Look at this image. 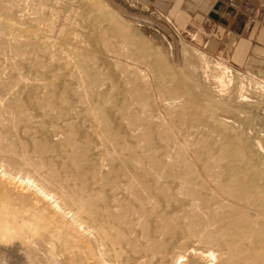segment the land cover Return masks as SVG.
Wrapping results in <instances>:
<instances>
[{"label": "rangeland", "instance_id": "obj_1", "mask_svg": "<svg viewBox=\"0 0 264 264\" xmlns=\"http://www.w3.org/2000/svg\"><path fill=\"white\" fill-rule=\"evenodd\" d=\"M220 63L228 70L221 83L214 69ZM260 84L264 87V77L231 60L225 49L202 39L199 30L178 25L167 12H153L132 0H0V176L5 170L10 176L16 173V179L20 174L29 176L55 194L64 210L74 213L84 229L94 234L95 238L85 231L81 239L95 245H89L92 259L100 260V264L104 260L124 264L121 259L131 264L130 249L139 250L149 229L159 227L166 242L164 262L173 264L179 253L204 248L196 220L191 218L187 226L189 220L184 216L188 180L185 155L198 152L210 168L215 159L222 164L221 153H227L228 144L231 154L228 150L222 166L231 161L234 150H254L256 141L264 148V88ZM240 88L247 101L238 99ZM112 148L118 157L109 155ZM139 153H144V158ZM46 221L48 225L40 224L49 226ZM62 227L52 226V235L60 234L67 240L69 234L65 237ZM96 240L106 244V249ZM72 246L76 247L74 243ZM35 249L36 264H52L49 245L39 243ZM99 249L104 257H96ZM58 260L57 264H66Z\"/></svg>", "mask_w": 264, "mask_h": 264}, {"label": "bare ground", "instance_id": "obj_2", "mask_svg": "<svg viewBox=\"0 0 264 264\" xmlns=\"http://www.w3.org/2000/svg\"><path fill=\"white\" fill-rule=\"evenodd\" d=\"M5 21V20H4ZM50 31V30H49ZM62 31V30H61ZM60 31V32H61ZM64 31V29H63ZM187 31V30H186ZM63 33V32H62ZM61 33V34H62ZM35 34V33H34ZM38 34V33H37ZM40 34V33H39ZM55 34V33H54ZM45 35V34H44ZM50 35V33H49ZM48 36V34H47ZM51 36V35H50ZM200 36V35H199ZM193 37V36H192ZM36 38V37H35ZM41 38V37H40ZM47 39V37H45ZM49 38V37H48ZM54 38V37H53ZM51 38V39H53ZM33 39V38H32ZM194 39V37H193ZM42 41V40H41ZM29 42V41H28ZM47 43V42H46ZM54 43V42H53ZM56 43V42H55ZM33 44V42H32ZM45 44V43H44ZM48 44V43H47ZM58 44V43H57ZM56 44V45H57ZM28 45V44H27ZM53 45V44H52ZM55 45V44H54ZM45 47V46H44ZM56 47V46H55ZM59 47V46H58ZM53 48V47H52ZM60 48V47H59ZM30 49V48H29ZM38 50V49H37ZM49 50V49H48ZM17 51V50H16ZM21 51V50H20ZM46 51V50H45ZM62 51V50H61ZM49 52V51H48ZM52 56V55H51ZM50 56V57H51ZM49 57V58H50ZM202 59V58H201ZM204 59V57H203ZM39 62V61H37ZM52 63V62H51ZM50 63V64H51ZM54 63V62H53ZM217 63V62H216ZM43 64V63H42ZM45 64V63H44ZM216 65V64H215ZM214 65V66H215ZM46 68V67H44ZM217 73L215 76L219 83L223 79L227 78V67L223 66L222 63L216 65L214 68ZM196 70V69H195ZM230 72V71H229ZM204 75V74H203ZM215 75V74H214ZM230 76V74H229ZM80 77H83L82 74ZM79 77V79H81ZM88 77V76H87ZM111 77V76H110ZM78 78V77H77ZM213 78V79H215ZM215 79V80H216ZM78 80V79H77ZM90 80V79H89ZM243 80V79H242ZM15 81V80H14ZM216 81V82H217ZM227 81V80H226ZM248 81V80H247ZM246 81V82H247ZM251 81V80H250ZM80 82H82L80 80ZM96 82V81H95ZM229 82V79L227 83ZM243 82V81H242ZM249 82V81H248ZM11 83V82H10ZM18 83V82H17ZM20 83V82H19ZM18 83V84H19ZM48 83V82H47ZM52 83V82H51ZM84 83V82H83ZM87 83V82H86ZM226 83V82H225ZM9 84V83H8ZM91 85V82L89 83ZM94 84V83H93ZM101 84V83H100ZM112 84V83H111ZM249 84V83H248ZM10 85V84H9ZM80 86V83L78 84ZM96 85V84H95ZM219 85V84H218ZM221 85V84H220ZM256 85V83H255ZM259 85V84H257ZM261 85V84H260ZM1 86V85H0ZM4 86V85H3ZM47 86V85H46ZM83 86V85H82ZM81 86V87H82ZM87 86V85H86ZM100 86V85H99ZM222 86V85H221ZM262 86V85H261ZM260 86V87H261ZM10 87V86H8ZM48 87V86H47ZM74 87V86H73ZM77 87V86H76ZM95 87V86H94ZM118 87V86H117ZM216 87V86H215ZM225 87V86H224ZM243 87V85H242ZM245 87V86H244ZM249 87V86H248ZM259 87V88H260ZM263 87V86H262ZM261 87V88H262ZM3 88V87H2ZM12 88V86H11ZM10 88V89H11ZM46 88V87H45ZM51 88V87H50ZM71 88V87H70ZM84 88V87H83ZM221 88V87H220ZM219 88V90H220ZM247 88V87H246ZM264 88V87H263ZM14 89V88H13ZM16 89V88H15ZM55 89V88H54ZM88 88H86L87 90ZM174 89V88H173ZM223 87L221 88V90ZM237 97L241 100L245 98L241 95V90ZM245 89V88H244ZM2 90V89H1ZM57 90V89H56ZM71 90V89H70ZM78 90V89H77ZM83 90V89H82ZM81 90V91H82ZM85 90V89H84ZM89 90V89H88ZM92 90V89H91ZM199 90V89H198ZM225 90V89H224ZM262 90V89H261ZM264 90V89H263ZM4 91V90H3ZM6 91V90H5ZM80 91V92H81ZM226 91V90H225ZM249 91V90H248ZM79 92V90H78ZM77 92V93H78ZM86 92V91H84ZM82 92V94L84 93ZM93 90L91 91V93ZM46 93V92H45ZM73 93V92H71ZM88 93V92H87ZM90 93V92H89ZM109 93V92H108ZM107 93V94H108ZM226 93V92H225ZM243 93V92H242ZM11 94V93H10ZM86 94V93H84ZM83 94V95H84ZM223 94V93H222ZM233 94V93H232ZM244 94V93H243ZM63 95V94H62ZM82 95V96H83ZM97 96V94H95ZM78 96H81L78 95ZM77 96V98H78ZM87 96V95H85ZM99 96V95H98ZM76 97V96H75ZM104 97V96H103ZM144 97V96H143ZM52 98V96H51ZM54 98V95H53ZM62 98V97H61ZM64 98V97H63ZM72 98V97H71ZM81 98V97H79ZM78 98V99H79ZM85 98V97H84ZM231 98V97H230ZM102 99V98H101ZM202 99V98H201ZM39 100V99H38ZM50 100V98H49ZM55 100V99H54ZM83 100V97H82ZM85 100V99H84ZM246 100V99H245ZM53 101V100H52ZM68 101V100H66ZM78 101V100H77ZM81 103V100H79ZM181 101V100H180ZM238 101V100H237ZM247 101V100H246ZM51 102V101H50ZM76 102V101H75ZM74 102V103H75ZM85 102V101H84ZM90 102V101H89ZM92 102V101H91ZM167 102V101H166ZM173 102V101H172ZM73 103V104H74ZM80 104L79 102H77ZM87 103V102H86ZM85 103V104H86ZM177 103V102H176ZM53 104V103H52ZM65 104V103H64ZM67 104V102H66ZM76 104V103H75ZM100 104V103H99ZM41 105V104H40ZM54 105V104H53ZM36 106V105H35ZM63 106V105H62ZM76 106H79L76 104ZM43 107V106H42ZM41 107V108H42ZM67 107V106H66ZM69 107V106H68ZM75 107V106H74ZM83 107V106H82ZM89 107V106H87ZM56 108V106H55ZM61 108V107H60ZM189 108V107H188ZM217 108V107H216ZM38 109V108H37ZM56 110V109H55ZM78 110V109H77ZM85 110V109H84ZM98 110V109H97ZM215 110V109H214ZM43 111V110H42ZM51 111V110H50ZM87 111V110H86ZM56 112V111H54ZM66 113V111H64ZM69 112V111H68ZM71 112V111H70ZM84 112V111H83ZM102 112V111H101ZM187 112V111H186ZM198 112V111H197ZM45 113V112H44ZM61 113V112H60ZM76 113V112H75ZM98 113V112H97ZM47 114V112H46ZM50 114V113H49ZM74 114V113H73ZM80 114V113H79ZM186 114V113H185ZM214 114V113H213ZM58 115V114H57ZM69 115V114H68ZM78 115V114H77ZM104 115V114H101ZM107 115V114H106ZM82 116V115H81ZM99 116V115H98ZM185 116V115H184ZM189 116V115H188ZM225 116V115H224ZM228 116V115H226ZM22 117V115H21ZM76 117V116H75ZM92 117V116H91ZM101 117V116H100ZM48 118V117H47ZM46 118V119H47ZM63 118V117H62ZM90 118V117H89ZM187 118V117H186ZM55 119V118H54ZM66 120V117L63 118ZM76 119V118H75ZM74 119V120H75ZM92 119V118H91ZM110 119V118H109ZM190 119V118H189ZM222 119V118H220ZM24 120V119H23ZM27 120V119H26ZM49 120V119H48ZM86 120V119H85ZM100 120V119H99ZM109 121V120H107ZM86 122V121H85ZM99 122V121H98ZM102 122V121H100ZM110 122V121H109ZM181 122V121H180ZM59 123V122H58ZM66 123V122H65ZM70 123V122H69ZM72 123V121H71ZM78 123V121H77ZM87 123V122H86ZM92 124V123H91ZM229 124V123H228ZM63 125V124H62ZM89 125V124H88ZM64 126V125H63ZM70 126V124H69ZM93 126V125H92ZM111 126V125H109ZM96 127V126H95ZM98 127V126H97ZM102 128V127H101ZM104 128V127H103ZM102 128V130H103ZM108 128V127H107ZM75 129V128H74ZM106 129V128H104ZM192 129V128H191ZM83 130V129H82ZM96 130V129H95ZM78 131V130H77ZM110 131V130H109ZM114 131V130H112ZM117 131V129H115ZM204 131V130H202ZM207 131V130H206ZM89 132V131H88ZM78 133V132H77ZM98 133V132H97ZM103 133V131H102ZM195 133V132H194ZM198 133V132H197ZM214 133V131H213ZM216 133V132H215ZM75 134V133H74ZM96 134V133H95ZM211 134V133H210ZM106 135V134H104ZM115 135V134H114ZM120 135V134H119ZM192 135V134H191ZM213 135V134H211ZM210 135V136H211ZM75 136V135H72ZM84 136V135H83ZM93 136V135H92ZM111 136V135H110ZM125 136V135H124ZM190 136V135H189ZM121 137V136H120ZM221 137V136H220ZM76 138V137H75ZM98 138V137H97ZM114 138V136H113ZM117 138V137H116ZM115 138V139H116ZM72 139V138H71ZM85 139V138H84ZM83 139V140H84ZM88 139V138H87ZM96 139V138H95ZM100 139V138H99ZM110 139V138H109ZM119 139V138H117ZM126 139V138H125ZM190 139V138H189ZM188 139V140H189ZM101 140V139H100ZM105 140V138H104ZM111 140V139H110ZM109 140V141H110ZM225 140V139H224ZM112 141V140H111ZM120 141V140H119ZM194 141V140H193ZM192 141V142H193ZM202 141V140H201ZM84 142V141H83ZM90 142V141H89ZM106 142V141H105ZM116 142V141H115ZM122 142V141H121ZM124 142V141H123ZM126 142V141H125ZM74 143V142H73ZM101 143V142H100ZM166 143V142H165ZM190 143V142H189ZM221 143V142H219ZM218 143V144H219ZM108 144V143H106ZM111 144V143H110ZM109 144V145H110ZM113 144V143H112ZM119 144V143H118ZM161 144V143H160ZM164 144V143H163ZM186 144V143H185ZM206 144V143H205ZM216 144V145H218ZM228 144V143H227ZM224 143V145H227ZM242 144V143H241ZM72 145V144H71ZM84 145V144H83ZM92 145V143H91ZM108 145V146H109ZM126 145V144H125ZM128 145V144H127ZM131 145V144H130ZM208 145V144H207ZM228 144L225 150L227 153L222 152L220 160H222L228 154ZM254 150H249L248 148H243L242 150H234L235 154L230 155L232 158L228 164L225 166L215 159L212 162V167H208L202 162L201 156H198V152L192 153L190 151L186 154L185 158V168L187 171L186 178V192L185 196V219L188 221L187 226H189L190 219L196 220L194 223L195 227L198 229L197 235L202 240V245L204 248L198 250L194 248H189L183 253L176 255L173 264H190V260H194L193 263L199 264H264V148H262L259 142L254 143ZM104 145H101V148ZM106 146V145H105ZM111 147V146H110ZM109 147V148H110ZM114 147V146H112ZM118 147L119 146H115ZM114 147V148H115ZM133 147V146H132ZM211 147V146H210ZM221 147V146H220ZM96 148V146H95ZM100 148V145H99ZM105 148V147H104ZM103 148V149H104ZM108 148V149H109ZM197 148V146H196ZM75 149V148H74ZM117 149V148H116ZM114 149V150H116ZM121 149V148H120ZM119 149V150H120ZM150 149V148H149ZM187 149V148H186ZM185 149V150H186ZM191 150V148H188ZM187 149V150H188ZM199 149V148H198ZM241 149V148H240ZM73 150V149H72ZM96 150V149H95ZM105 150V149H104ZM122 150V149H121ZM154 150V149H153ZM221 150V149H220ZM224 150V151H225ZM80 151V150H79ZM84 151V150H83ZM107 151V148H106ZM112 154L115 155L112 150ZM128 151V150H127ZM233 151V149H232ZM104 153V151H102ZM109 152V150H108ZM120 152V151H119ZM147 152V151H146ZM150 152V150H149ZM212 152V151H211ZM80 153V152H79ZM78 153V154H79ZM106 153V152H105ZM116 153V152H115ZM124 153V152H123ZM132 153V152H131ZM154 153V152H153ZM156 153V152H155ZM224 153V154H223ZM108 154V153H107ZM128 154V153H127ZM141 154V153H139ZM144 154V153H142ZM141 156L143 157V155ZM146 154V153H145ZM184 154V153H183ZM80 155V154H79ZM106 155V154H105ZM135 155V154H134ZM153 155V154H152ZM98 156V155H97ZM118 157V155H115ZM133 156V155H132ZM149 156V155H148ZM220 156V155H219ZM81 157V156H80ZM100 157V156H99ZM107 157V156H106ZM206 157V159H207ZM84 158V156H83ZM116 158V157H115ZM129 158V157H126ZM124 158V160L126 159ZM132 158V157H131ZM130 158V159H131ZM144 158V157H143ZM151 158V157H150ZM204 158V157H203ZM212 158V157H211ZM216 158V157H215ZM24 159V158H23ZM80 159V158H79ZM82 159V158H81ZM91 159V158H90ZM141 159V158H140ZM166 159V158H165ZM74 160V158H73ZM97 160V159H96ZM110 160V159H109ZM129 160V159H128ZM151 160V159H150ZM179 160V159H178ZM213 160V159H212ZM77 161V160H76ZM94 161V160H93ZM111 161V160H110ZM109 161V162H110ZM152 161V160H151ZM162 161V160H161ZM204 161V162H205ZM211 161V160H209ZM73 162V161H72ZM83 162V161H82ZM126 162V161H125ZM135 162V161H134ZM183 162V161H182ZM227 162V161H226ZM79 163V162H78ZM165 163V162H164ZM89 164V163H88ZM87 164V165H88ZM110 164V163H109ZM114 164V163H113ZM126 164V163H124ZM183 164V163H182ZM86 165V166H87ZM123 165V164H122ZM138 165V164H137ZM146 165V164H145ZM97 166V164H96ZM100 166V165H99ZM104 166V165H103ZM106 166V165H105ZM108 166V165H107ZM112 166V165H111ZM135 167H137L134 164ZM148 166V165H147ZM74 167V166H73ZM81 167V166H80ZM127 167V165H126ZM144 167V166H143ZM176 167V166H175ZM183 167V166H182ZM84 168V167H83ZM93 168V167H92ZM96 168V167H95ZM122 168V166H121ZM147 168V167H146ZM172 168V167H171ZM105 169V168H103ZM109 169V168H108ZM117 169V168H116ZM5 170V169H3ZM110 170V169H109ZM108 170V171H109ZM112 170V169H111ZM102 171V170H101ZM115 171V170H114ZM138 171V170H137ZM155 171V170H154ZM2 172L0 176V264H36L32 251L37 247L39 243H44L49 245L52 250V255L49 256L50 262L52 264H57L58 261L63 260L66 264H100V260L92 259L91 248L92 244L84 242L85 239H81L82 236L89 231H86L82 226V221L76 219V215L70 214L64 210L65 206L60 205L54 196L55 194H50L48 189H44L39 186L41 184L35 183L33 178L29 176H21L18 174V178H15L11 174L8 175ZM93 172V171H91ZM158 172V170H157ZM10 173V172H9ZM88 173V172H87ZM108 173V172H107ZM153 173V172H152ZM165 173V172H164ZM183 173V172H182ZM150 174V173H149ZM181 174V173H180ZM17 175V174H16ZM112 175V174H111ZM139 175V174H138ZM141 175V174H140ZM188 175V177H187ZM91 176V174H90ZM104 176V175H103ZM107 176V175H106ZM119 176V175H118ZM133 176V174H132ZM166 176V175H165ZM170 176V175H169ZM180 176V175H179ZM115 177V176H114ZM123 177V176H122ZM126 177V175H125ZM98 178V175H97ZM106 178V177H105ZM109 178V177H108ZM117 178V177H116ZM132 178V177H131ZM96 179V178H95ZM102 179V178H101ZM126 179V178H125ZM148 179V178H147ZM151 179V178H150ZM161 179V178H160ZM163 179V178H162ZM178 180V179H177ZM97 181V180H96ZM103 181V180H101ZM117 181V179H116ZM120 181V180H119ZM131 181V180H130ZM141 181V180H140ZM139 181V182H140ZM146 181V180H145ZM185 181V180H184ZM92 182V181H91ZM95 182V181H94ZM135 182V181H134ZM142 182V181H141ZM161 182V181H160ZM180 182V181H178ZM100 182H98L99 184ZM106 183V182H105ZM112 183V182H111ZM118 183V181H117ZM127 183V182H126ZM152 183V182H151ZM185 183V182H184ZM128 185V184H126ZM125 185V186H126ZM87 186V185H85ZM155 186V184L153 185ZM83 187V186H82ZM93 187V186H92ZM91 187V188H92ZM100 187V186H99ZM110 187V186H109ZM114 187V186H113ZM119 187V186H118ZM151 187V186H150ZM157 187V186H156ZM161 187V186H160ZM183 187V186H181ZM104 188V187H102ZM112 188V186H111ZM125 188V187H124ZM99 189V188H98ZM96 189V191H98ZM128 189V188H127ZM158 189V188H157ZM160 189V188H159ZM182 190V189H181ZM185 190V188H184ZM91 191V190H90ZM98 195L100 196L101 190ZM116 191V190H115ZM119 191V189H118ZM142 191V190H141ZM93 192V191H92ZM109 192V191H108ZM96 193V192H95ZM165 193V192H164ZM83 194V193H82ZM86 194V193H85ZM138 194V193H137ZM167 194V193H166ZM91 195V194H90ZM97 195V194H96ZM97 195V196H98ZM104 195V193H103ZM128 195V193H127ZM102 196V195H101ZM100 196V197H101ZM113 196V195H112ZM111 196V198H112ZM158 196V195H157ZM64 197V196H63ZM95 196H93L94 198ZM134 197V196H133ZM140 197V196H139ZM156 197V196H155ZM87 198V197H86ZM98 198V197H97ZM96 198V199H97ZM111 198L108 200L111 201ZM124 198V197H123ZM122 198V199H123ZM127 198V197H126ZM153 198V197H152ZM183 198V197H182ZM65 199V198H64ZM90 199V198H89ZM129 199V198H128ZM135 199V198H134ZM158 199V198H157ZM94 200V199H93ZM106 200V199H104ZM125 200V199H124ZM154 200V199H153ZM161 200V199H160ZM163 200V199H162ZM92 201V200H91ZM126 201V200H125ZM124 201V202H125ZM130 201V200H129ZM135 201V200H134ZM138 201V200H137ZM107 202V201H106ZM132 202V201H131ZM164 202V201H163ZM69 203V202H68ZM130 203V202H129ZM135 203V202H134ZM91 204V203H90ZM98 204V203H97ZM103 204V203H101ZM116 204V203H115ZM125 204V203H124ZM162 204V203H161ZM106 205V204H105ZM141 205V204H140ZM143 205V204H142ZM112 206V205H111ZM119 206V205H118ZM126 206V205H125ZM131 206V205H130ZM139 206V205H137ZM161 206V205H160ZM165 206V205H164ZM117 207V206H116ZM134 207V206H133ZM90 208V207H89ZM96 208V207H95ZM106 208V207H104ZM140 208V207H139ZM151 208V207H149ZM108 209V208H107ZM134 209V208H133ZM145 209V208H144ZM111 210V209H110ZM117 210V209H116ZM138 210V208L136 209ZM141 210V209H140ZM149 211V209H147ZM108 211V210H106ZM144 211V210H143ZM70 212V211H69ZM100 212V211H99ZM98 212V213H99ZM93 213V212H92ZM91 213V214H92ZM101 213H104L103 210ZM116 213V212H115ZM152 213V212H151ZM70 214V215H69ZM106 214V213H105ZM108 214L109 213L108 211ZM145 214V213H144ZM146 214H148L146 212ZM178 214V212H177ZM104 215V214H103ZM107 215V214H106ZM135 215V214H134ZM155 215V214H154ZM170 215V214H169ZM102 216V215H100ZM99 216V217H100ZM105 216V215H104ZM162 216V215H161ZM168 216V215H167ZM98 217V218H99ZM152 217V216H151ZM102 218V217H100ZM106 218V216H105ZM167 218V217H166ZM48 220L49 226H42V220ZM79 219V218H78ZM139 219V218H138ZM155 219V218H154ZM161 219V218H159ZM179 219V218H178ZM41 220V221H40ZM43 220V221H44ZM44 221L45 223L47 221ZM102 220V219H101ZM107 222V218L105 219ZM150 219H148L149 221ZM97 221V220H96ZM104 220L101 222L102 226L106 223ZM142 221V220H141ZM159 221V220H155ZM162 221V220H161ZM178 221V220H177ZM193 220H191L192 222ZM143 222V221H142ZM147 222V221H146ZM145 222V223H146ZM150 222V221H149ZM176 222V220H175ZM45 223L43 225H45ZM99 224L100 221H98ZM112 223V221H111ZM161 223V222H160ZM183 223V221H182ZM185 223V222H184ZM47 224V223H46ZM109 225V222L107 223ZM165 224V223H164ZM192 224V223H191ZM41 225V226H40ZM48 225V224H47ZM64 226L63 229L66 230V235L69 238L67 240L60 234L52 235L51 227ZM153 225V224H152ZM157 225V224H156ZM163 225V223L161 224ZM192 225V226H194ZM99 226V225H98ZM101 226V227H102ZM110 226V225H109ZM120 226V225H119ZM137 226V225H136ZM140 226V225H139ZM154 226V225H153ZM160 226V225H159ZM167 226V225H165ZM176 227V225L174 224ZM133 227V226H132ZM148 227V226H147ZM146 227V228H147ZM151 228V226H149ZM61 228V230H62ZM116 228V226H115ZM138 228V227H137ZM154 228V227H153ZM168 228V227H166ZM172 228V227H171ZM184 228V227H183ZM194 228V227H193ZM96 229V228H95ZM104 229V228H103ZM118 229V228H117ZM133 229V228H132ZM131 229V230H132ZM190 229V228H189ZM97 230V229H96ZM173 230V229H172ZM182 230V229H181ZM86 231V232H85ZM95 231V230H94ZM123 231V230H122ZM150 231V229H149ZM143 236L142 245L139 246V250L134 251V247L130 249V263L131 264H163L165 258V243L161 238L162 229L155 228L149 233ZM100 232V231H99ZM97 232V233H99ZM124 232V231H123ZM143 232V231H142ZM173 232V231H172ZM171 232V233H172ZM188 232V231H187ZM196 232V231H195ZM194 232V233H195ZM65 233V232H63ZM92 233V232H91ZM113 233V232H112ZM174 233V232H173ZM176 233V232H175ZM181 233V232H180ZM87 234V235H88ZM100 234V233H99ZM101 234H103L101 232ZM100 234V235H101ZM109 234V233H108ZM136 234V233H135ZM144 234V233H143ZM164 234V233H163ZM186 234V233H185ZM86 235V236H87ZM94 236V234L92 233ZM91 235V236H92ZM97 235V234H96ZM141 235V234H140ZM67 236V237H68ZM80 239H77L78 237ZM90 236V237H91ZM98 236V235H97ZM104 235H101V237ZM108 236V235H107ZM119 236V235H118ZM163 236V235H162ZM165 236V235H164ZM176 236V235H175ZM71 237V241H69ZM105 237V236H104ZM132 237V236H131ZM170 237V236H168ZM179 237V236H178ZM181 237V236H180ZM83 238V237H82ZM86 238V237H85ZM89 238V237H87ZM92 238V237H91ZM95 238V236H94ZM92 238V239H94ZM97 238V237H96ZM111 238V237H110ZM122 238V237H120ZM118 238V239H120ZM130 238V237H129ZM166 238V236H165ZM174 237H171V239ZM100 239V236H98ZM108 240L107 238H103ZM127 239V238H126ZM134 239V238H133ZM198 239V238H197ZM89 240V239H88ZM87 240V241H88ZM112 240V239H111ZM129 240V239H128ZM139 240V239H137ZM175 240V239H173ZM172 240V241H173ZM185 240V239H184ZM200 240V239H199ZM200 240V242H201ZM90 241V240H89ZM88 241V242H89ZM99 241V240H96ZM113 241V240H112ZM119 241V240H118ZM121 241V240H120ZM171 241V243H172ZM97 245L102 244V247L106 244L99 241ZM130 242V241H129ZM140 242V241H139ZM176 242V241H175ZM180 242V241H179ZM73 243L76 245L72 246ZM92 243V242H91ZM95 243V242H94ZM110 243V242H109ZM125 246H129L128 242H124ZM168 243V242H167ZM112 244V243H111ZM123 244V242H122ZM133 244V243H131ZM88 245V246H86ZM110 245V244H107ZM137 245V244H136ZM181 245V244H180ZM95 246V245H94ZM93 246V247H94ZM122 246V245H120ZM124 245L122 247H125ZM200 246V245H199ZM100 247V246H99ZM101 247V249H102ZM106 249V246H104ZM103 247V249H104ZM117 247V245L115 246ZM121 247V248H122ZM128 247V248H129ZM184 247V246H183ZM191 247V246H190ZM90 248V249H89ZM97 248V247H95ZM109 249V247H107ZM120 247H118L119 249ZM173 248V247H172ZM178 248V247H177ZM47 249V248H46ZM98 249V248H97ZM104 249V250H105ZM111 249V247H110ZM123 249V248H122ZM136 249V248H135ZM185 249V248H184ZM36 250V249H35ZM50 250V251H51ZM96 250V249H92ZM116 250V249H115ZM114 250V254H115ZM96 257L103 255V251L100 252ZM109 251V250H106ZM117 251V250H116ZM124 251V250H123ZM126 251V250H125ZM129 251V250H128ZM183 251V250H182ZM113 250L111 251V253ZM121 252V251H120ZM179 252V251H178ZM181 252V251H180ZM47 253V252H46ZM51 253V252H49ZM47 253V255L49 254ZM119 253V252H118ZM117 253V254H118ZM41 253H39L40 255ZM95 253H93L94 255ZM113 254V253H112ZM122 254V253H121ZM123 255V254H122ZM129 254L127 255L130 256ZM133 255V256H132ZM167 255V254H166ZM95 256V255H94ZM106 256V255H105ZM109 256V255H108ZM107 256V258H109ZM118 255H115L113 259H116ZM104 257V255L102 256ZM126 257V258H127ZM37 258V257H36ZM35 258V259H36ZM44 258V257H43ZM101 258V257H100ZM106 258V259H107ZM120 258V256H119ZM46 259V257L44 258ZM111 257V260H113ZM103 261V258H101ZM118 259H116L117 261ZM124 261L125 260L121 259ZM127 260V259H126ZM129 260V259H128ZM49 261V260H48ZM102 262V264H108ZM115 261V262H116ZM172 261V260H171ZM39 262V261H38ZM57 262V263H56ZM61 262V261H60ZM59 262V263H60ZM108 262V260H107ZM114 262V261H113ZM120 262V261H119ZM129 262V261H126ZM62 263V262H61ZM121 263V262H120ZM167 262H164V264ZM192 263V262H191ZM41 264V263H40ZM48 264V263H46ZM111 264V263H109ZM116 264V263H115ZM119 264V263H118ZM123 264V263H121ZM169 264V263H168Z\"/></svg>", "mask_w": 264, "mask_h": 264}, {"label": "crops", "instance_id": "obj_3", "mask_svg": "<svg viewBox=\"0 0 264 264\" xmlns=\"http://www.w3.org/2000/svg\"><path fill=\"white\" fill-rule=\"evenodd\" d=\"M167 12L178 25L199 30L202 39L225 49L231 60L264 77V0H132Z\"/></svg>", "mask_w": 264, "mask_h": 264}]
</instances>
